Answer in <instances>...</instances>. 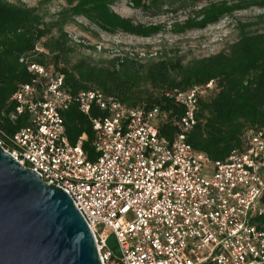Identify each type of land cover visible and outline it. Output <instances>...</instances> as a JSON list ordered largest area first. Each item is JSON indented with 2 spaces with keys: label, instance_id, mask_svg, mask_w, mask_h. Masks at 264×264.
<instances>
[{
  "label": "built area",
  "instance_id": "1",
  "mask_svg": "<svg viewBox=\"0 0 264 264\" xmlns=\"http://www.w3.org/2000/svg\"><path fill=\"white\" fill-rule=\"evenodd\" d=\"M29 69L37 76L13 94L10 118L27 113L30 124L13 135L0 129V145L71 195L103 264H264V221L256 222L264 218V127L248 130L245 147L224 161L188 142L213 80L167 92L184 108L176 115L127 106L100 88L74 93L63 75ZM72 103L93 122L95 160L84 136L71 144L66 135L63 112ZM168 120L180 127L172 139L161 132ZM100 226L115 233L120 255Z\"/></svg>",
  "mask_w": 264,
  "mask_h": 264
},
{
  "label": "trees",
  "instance_id": "2",
  "mask_svg": "<svg viewBox=\"0 0 264 264\" xmlns=\"http://www.w3.org/2000/svg\"><path fill=\"white\" fill-rule=\"evenodd\" d=\"M115 1L79 0L47 19L37 7L0 0V129L13 135L30 124L27 113L15 120L10 115L16 107L12 99L15 91L37 76L29 69L35 63L52 75H63L71 92L100 88L127 106L159 105L176 115L184 108L167 92L213 80L214 88L199 100L198 122L188 133V142L216 161L243 149L248 130L264 127V30L253 28L255 22H240L238 38L227 49L188 62L167 52L146 62L129 55L99 62L84 56L75 59L77 48L83 45L74 42L66 29L75 15H86L107 31L151 36L166 31L163 23L143 26L120 16L111 8ZM260 4L264 5V0L211 1L184 22L172 24V30L203 29L235 10ZM41 81L46 84L48 78L41 77ZM99 114L102 112L94 110L92 115ZM63 116L70 143L76 144L84 136L88 158L95 160L96 130L90 116L81 112L77 103H72ZM178 131L180 127L173 120L161 124L162 134L169 139ZM262 221L264 218L256 220L259 225Z\"/></svg>",
  "mask_w": 264,
  "mask_h": 264
},
{
  "label": "rangeland",
  "instance_id": "3",
  "mask_svg": "<svg viewBox=\"0 0 264 264\" xmlns=\"http://www.w3.org/2000/svg\"><path fill=\"white\" fill-rule=\"evenodd\" d=\"M21 1L37 7L47 19L75 6L79 0H10ZM166 1V3H162ZM211 1L218 0H116L112 10L135 24L149 26L163 23L166 31L144 35L122 30L107 31L86 15H75L66 26L72 40L82 47L77 48L75 59L88 57L93 62L129 55L146 62L162 53L181 56L185 62L195 58L214 55L232 44L239 35L240 22H255L253 28L264 30V5H251L221 17L217 22L201 29L174 32L172 24L184 22L195 11ZM229 2L240 0H227ZM263 15V18L259 16ZM101 231L107 236L109 248L120 255L118 240L111 230Z\"/></svg>",
  "mask_w": 264,
  "mask_h": 264
},
{
  "label": "water",
  "instance_id": "4",
  "mask_svg": "<svg viewBox=\"0 0 264 264\" xmlns=\"http://www.w3.org/2000/svg\"><path fill=\"white\" fill-rule=\"evenodd\" d=\"M0 264H103L71 195L1 145Z\"/></svg>",
  "mask_w": 264,
  "mask_h": 264
}]
</instances>
